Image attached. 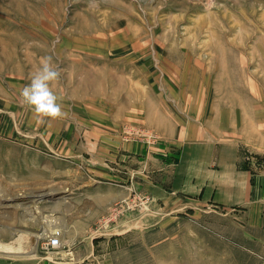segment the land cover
<instances>
[{
	"label": "rangeland",
	"instance_id": "374dc122",
	"mask_svg": "<svg viewBox=\"0 0 264 264\" xmlns=\"http://www.w3.org/2000/svg\"><path fill=\"white\" fill-rule=\"evenodd\" d=\"M49 56L59 73L50 87L60 115L38 120L29 104L18 111L0 103V243L37 240L38 254L33 259L6 254L0 264H264L227 247L218 218L198 217V225L191 218L170 221L169 244L151 250L148 232L159 227L147 223V216L157 213L153 200L133 186L131 196L102 210L92 190L94 168L88 166L90 147L100 136L141 142L142 130L156 134L150 146L161 139L142 122L125 121L130 113L138 115L128 108L126 94L133 87L136 96L138 88L157 87L161 102L174 101L186 110L192 105L196 112L216 100L243 108L263 99L264 0H0V99L23 98L22 89ZM111 105L125 108L126 116H108ZM81 118L77 139L90 146L83 159L72 161L46 148L47 159L32 165L31 132L45 125L58 141L70 137ZM93 120L116 125L97 133ZM60 146V151L70 148ZM123 163L121 157L111 159L117 171ZM141 169L143 162L132 164L134 178ZM21 204L34 214H25ZM51 214L64 230L49 232L44 217ZM53 236H59L65 253L70 250L71 260L52 258L59 249L47 245ZM160 240L152 238L155 244Z\"/></svg>",
	"mask_w": 264,
	"mask_h": 264
},
{
	"label": "crops",
	"instance_id": "0c3cea01",
	"mask_svg": "<svg viewBox=\"0 0 264 264\" xmlns=\"http://www.w3.org/2000/svg\"><path fill=\"white\" fill-rule=\"evenodd\" d=\"M134 90H127L128 108L138 115L126 116L127 110L116 111L114 104L108 116H126L127 122H142L156 130L161 139L153 146L144 139L123 143L114 135L100 136L90 147L77 139L81 118L75 119L73 134L58 141H52L45 125L31 132L32 165L47 159L42 151L46 148L70 155L76 162L91 148L92 190L102 210L107 212L116 200L131 196L133 186L153 200L157 213L148 215L147 223L156 222L159 227L148 232L151 250L169 244L170 221L191 218L198 225V217L218 218L229 237L227 247L243 249L264 261V98L247 102L243 108L216 100L210 109L196 112L192 105L186 110L174 101L161 102L157 87L138 88V96ZM98 121L93 120L91 127L97 133L116 125ZM60 144L70 148L60 151ZM118 157L125 161L122 172L111 165V159ZM137 162H143V169L134 178L131 166ZM156 236L161 240L155 244L152 238Z\"/></svg>",
	"mask_w": 264,
	"mask_h": 264
},
{
	"label": "clouds",
	"instance_id": "9594fccd",
	"mask_svg": "<svg viewBox=\"0 0 264 264\" xmlns=\"http://www.w3.org/2000/svg\"><path fill=\"white\" fill-rule=\"evenodd\" d=\"M51 59L50 56L42 59V68L33 76L30 85L22 89V96L29 105L33 106L38 120L61 114V106L57 102L58 98L50 87V82L59 75L52 67Z\"/></svg>",
	"mask_w": 264,
	"mask_h": 264
},
{
	"label": "bare ground",
	"instance_id": "6f19581e",
	"mask_svg": "<svg viewBox=\"0 0 264 264\" xmlns=\"http://www.w3.org/2000/svg\"><path fill=\"white\" fill-rule=\"evenodd\" d=\"M15 2V1H14ZM125 11V10H124ZM118 31V30H117ZM90 32V31H89ZM115 32V31H114ZM116 33V32H115ZM125 33L127 35H130L128 33V31ZM125 34V35H126ZM126 37V36H125ZM146 38V37H145ZM90 44H94V41L93 43H90ZM89 44V45H90ZM115 46V45H114ZM139 71V70H138ZM144 72V71H143ZM142 72V73H143ZM10 98H6L4 100L0 99V103L3 104V105H8L9 106V109H20L22 111H25L26 108L25 104H28L26 101H24V97H17V96H9ZM21 101H24V102H21ZM12 103L16 104V105H13ZM15 106V107H14ZM91 110V109H90ZM3 110H0V112H2ZM19 111V110H18ZM34 111V110H33ZM89 111V110H88ZM31 113V112H30ZM93 113V111H92ZM96 113V112H94ZM98 114V113H97ZM65 117V116H64ZM23 189V188H22ZM22 189H20L22 191ZM0 190H2V185L0 184ZM5 190V189H4ZM11 192V191H10ZM23 192V191H22ZM26 192V190H25ZM31 193V192H30ZM30 193H25L24 195L26 197H29ZM23 195V196H24ZM22 206H24L23 210H24V213L27 214V215H32L34 214V212L32 211L30 205L26 206L25 207V204H21ZM39 208V207H38ZM150 208V207H149ZM151 209V208H150ZM68 210V209H67ZM39 212V211H38ZM36 213V212H35ZM44 218H48V220L45 221V223H47V227H50V230L49 232H61V230H64L65 226L64 224L62 225V221H55L53 220L54 216L51 214L49 215L48 217H44ZM43 222V221H42ZM23 234V233H22ZM60 234V233H59ZM57 234V235H59ZM48 235V234H47ZM42 236V235H41ZM33 238V237H32ZM35 238V237H34ZM33 238V239H34ZM20 240V239H19ZM36 242L37 240L35 241H30L28 244L26 243H23L22 241H19L17 242L15 240V242L11 243V244H4V243H0V256H5L6 254L7 255H15V256H10V258L12 257H16V258H22V259H33V258H37L38 257V254L36 252ZM64 244L61 243L59 249L55 250L54 252H51L50 255H52V258L55 259V260H71L72 256H71V252L69 250V253H65L64 252ZM69 247V245H68ZM59 251V252H58ZM64 253H63V252ZM62 252V253H61ZM1 253L4 255H1ZM7 257V256H5Z\"/></svg>",
	"mask_w": 264,
	"mask_h": 264
},
{
	"label": "built area",
	"instance_id": "2783aa9c",
	"mask_svg": "<svg viewBox=\"0 0 264 264\" xmlns=\"http://www.w3.org/2000/svg\"><path fill=\"white\" fill-rule=\"evenodd\" d=\"M141 135H144L146 136V141L149 143V144H152L153 143V140L156 138V134H146L144 131L141 130ZM47 245L51 248H59L60 245H61V242H60V238L59 236H53L50 238L49 242L47 243Z\"/></svg>",
	"mask_w": 264,
	"mask_h": 264
}]
</instances>
